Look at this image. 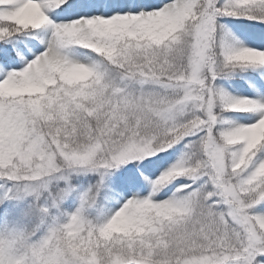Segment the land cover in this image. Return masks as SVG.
<instances>
[{
  "label": "snow or ice",
  "instance_id": "1",
  "mask_svg": "<svg viewBox=\"0 0 264 264\" xmlns=\"http://www.w3.org/2000/svg\"><path fill=\"white\" fill-rule=\"evenodd\" d=\"M0 264H264V0H0Z\"/></svg>",
  "mask_w": 264,
  "mask_h": 264
}]
</instances>
